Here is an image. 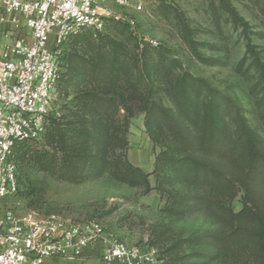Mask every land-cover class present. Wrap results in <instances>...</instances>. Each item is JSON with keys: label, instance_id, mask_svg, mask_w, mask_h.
<instances>
[{"label": "rangeland", "instance_id": "rangeland-1", "mask_svg": "<svg viewBox=\"0 0 264 264\" xmlns=\"http://www.w3.org/2000/svg\"><path fill=\"white\" fill-rule=\"evenodd\" d=\"M230 1L249 25L251 41L261 51L264 59V0ZM140 2V11H118L134 22L133 31L110 29L106 33L100 32L104 36H95L98 33L93 32L94 38H91L88 50L79 45L75 49V46L68 48L67 41L62 49V59L64 61V55L68 51H78L87 60L102 52L108 54L110 43L104 40L109 35L108 38L124 49L128 71L129 68H135L136 63L133 61L141 53L143 46H150L166 55V60L162 61L158 59L160 54H151L157 67L166 69L172 61H177L178 67L170 70V76H164L162 67L161 72L156 74L161 75L159 87H162L157 99L173 111L182 133L185 134L183 137L191 139L193 144L188 147L183 145L182 136L180 141L173 138L165 125L158 126L154 121L150 125L151 132H148L145 126L146 113L134 101L126 100L127 109L122 106L115 108L107 101L100 102V111L107 116L101 125L108 136L98 137H102L99 141L106 142L105 145L99 144L105 149V159L100 158L103 154L93 141L90 144L91 152L98 154L99 161L96 160V164L90 169L83 170L80 181L67 182L57 178L59 161H53L54 167L44 172L40 170L39 164L30 160L32 153L36 151L52 153L45 146L44 140L30 142L25 149L30 159H17L19 191L15 197L0 200V206L10 207L18 213L35 211L44 216L56 214L75 223L99 221L119 241L130 246L148 244L155 247L159 253V264H240V261L230 255L196 260L198 248L186 245L179 248L177 243L181 240L203 233H215L224 226L213 220L212 214L205 208L208 207L211 192L205 193L204 189L210 188V185H195L193 179L180 178L176 169L164 158L183 157L190 153L198 157L217 158L234 173L242 160L243 150L235 134V124L223 107H220L217 114L218 124L223 141L230 143L235 159L229 161L228 157L220 156L218 150L217 153L203 150L207 121L204 103L195 102L196 112L190 114L187 103L178 101L179 108H176L172 99L173 88L184 73L192 78L207 80L220 94L233 99L241 107L250 128L257 134L260 146L264 149V92L259 85L257 72L248 63L242 64L246 51L242 28L235 25L223 12L219 0H215L213 5L217 14L213 12L211 0ZM194 47L205 61L213 59L215 62L199 61L193 54ZM85 59L79 62L82 67L79 68V73L70 82L63 83L64 86L68 85V89L65 94L57 93L55 105L60 113L58 119L62 117L61 121L73 120L76 114L79 117L83 115L87 119L88 129L94 130L93 125L101 113L95 111L91 114L90 107H83L78 91H91L100 80L95 78L91 68L88 69ZM128 78L130 80L131 74ZM194 91L189 90L192 99H195ZM136 94L138 98L141 97L142 89H138ZM57 156L61 157L60 152H57ZM128 164L148 175L149 192L144 184L130 186L119 178V167L125 168ZM255 181L258 193L264 197V171L257 174ZM200 194L205 195V200L196 205V197ZM168 196L189 199L194 206L183 215H170L165 210L169 202ZM241 199L240 192L228 206L234 212H239L242 208ZM210 209L209 211H213L211 206ZM210 251L214 253L213 250ZM45 264L62 262L47 260Z\"/></svg>", "mask_w": 264, "mask_h": 264}, {"label": "trees", "instance_id": "trees-1", "mask_svg": "<svg viewBox=\"0 0 264 264\" xmlns=\"http://www.w3.org/2000/svg\"><path fill=\"white\" fill-rule=\"evenodd\" d=\"M215 0H211L213 12ZM220 6L230 20L242 28L244 38L246 39V51L242 64L248 63L259 75V85L264 92V59L261 51L252 43L249 35V25L239 15L230 0H219ZM125 29L132 30L133 27L127 24H121L115 21H108L105 26V32L110 29ZM94 33L91 30H84L80 34L72 36L67 44V47L76 45L89 49V42L94 38ZM104 36L102 33L95 36ZM105 36V42L110 43V51L107 54L92 55L85 59V55L79 52L68 51L64 55V69L60 76L57 93L65 94L66 86L63 83L70 82L76 74L79 73V62L85 59L88 63V69L91 68L95 78L99 79L96 88L91 91H78L79 100L83 107H90L91 114L95 111H100V102H109L115 108L122 106L127 109L126 100H131L143 108L146 113L145 126L148 132H151V123L157 122V125L167 127L173 138L179 140L184 138L182 143L185 146H191L192 140L188 137H183L181 127L173 115V111L165 107L158 98L160 89V76L156 74L161 72L157 67V63L152 58V53H158L155 48L143 46L141 53L134 60L135 68H129L127 65L126 53L124 49L116 41ZM141 46V45H140ZM78 48V47H77ZM79 49V48H78ZM193 54L196 55L199 61L215 62L213 59L205 61L194 47ZM158 59L166 60V55L158 53ZM106 55V56H105ZM132 62V63H133ZM78 66V67H77ZM156 69H153V68ZM178 67L177 61H172L167 65L164 76L168 77L172 69ZM134 71L135 73H132ZM130 72V73H129ZM129 74L131 78L129 80ZM95 78L93 81H95ZM176 86L173 88L172 99L176 108H179L178 101L189 106V113L195 114L194 104L204 103L206 116V129L204 132L203 150L206 152H215L228 160L233 161L235 158L231 153L230 143L223 141V135L218 124V116L220 107H223L228 114L229 119L235 124V134L242 145V160L237 172H233L219 159L208 157H198L196 154H185L183 157H165L170 166L176 169L180 178L193 179L194 184L201 183L210 185L208 189H204L205 193H210L208 196V207L206 210L212 214V219L223 224L221 230L215 233H203L200 235L190 236L177 244L179 248L183 246L196 247L199 251L196 253V260H205L210 256H233L240 261V264H264V197H262L256 188L255 177L257 174L264 171V149L261 148L257 134L250 128L249 123L244 116L241 107L230 97L220 94L205 79H196L189 77L186 73L180 76ZM64 86V87H63ZM173 87V86H172ZM142 89L143 94L138 98L136 92ZM194 89L195 99H192L189 90ZM77 95V96H78ZM264 101V95H263ZM100 106V107H99ZM97 112V113H98ZM100 116L96 118L95 129L89 130L87 119L78 114L74 115L73 120L54 119L49 122L46 133L44 135V144L48 146L52 153L41 150L32 153V159L29 158V153L25 150L30 142L19 143L14 149V161L17 165V159L27 157L34 164L40 165V170L47 172L54 166L53 161H59V169L57 178L67 182H78L83 178L85 168L88 170L93 164H96L98 154L91 152L90 144L94 141V145L103 154L100 158L105 159L106 152L102 145L106 142L99 141V136L107 137L104 126L101 125L104 119V112L100 111ZM181 140V139H180ZM179 140V141H180ZM99 141V142H98ZM102 145H99L101 144ZM60 152L61 157L57 156ZM163 154V153H162ZM161 154L158 156L160 158ZM233 159H232V157ZM97 160V161H96ZM231 163V162H230ZM57 167V166H56ZM99 171V167L97 168ZM119 178L127 182L130 186L144 184L146 191L149 192L148 175L141 169L128 164L125 168L118 169ZM242 193V208L239 212H234L228 206L239 193ZM208 193V194H209ZM205 196V195H204ZM202 194L198 195L197 203L205 200ZM168 206L166 212L170 215H183L184 212L190 210L194 205L189 199L178 198L176 196H168ZM210 206L213 211H209ZM213 250L212 254L210 251ZM212 254V255H211Z\"/></svg>", "mask_w": 264, "mask_h": 264}, {"label": "built area", "instance_id": "built-area-1", "mask_svg": "<svg viewBox=\"0 0 264 264\" xmlns=\"http://www.w3.org/2000/svg\"><path fill=\"white\" fill-rule=\"evenodd\" d=\"M140 0H0V200L19 191L14 149L43 140L56 108L64 44L108 21L134 26L118 11ZM148 244L119 241L99 221L75 223L56 214L0 206V264H159Z\"/></svg>", "mask_w": 264, "mask_h": 264}, {"label": "crops", "instance_id": "crops-1", "mask_svg": "<svg viewBox=\"0 0 264 264\" xmlns=\"http://www.w3.org/2000/svg\"><path fill=\"white\" fill-rule=\"evenodd\" d=\"M60 262H62V261H60ZM62 264H63V262H62Z\"/></svg>", "mask_w": 264, "mask_h": 264}]
</instances>
